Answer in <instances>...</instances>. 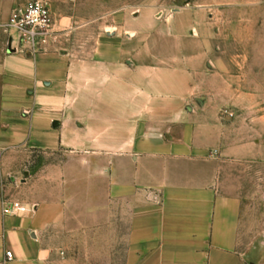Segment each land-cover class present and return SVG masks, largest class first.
<instances>
[{"label":"crops","instance_id":"obj_1","mask_svg":"<svg viewBox=\"0 0 264 264\" xmlns=\"http://www.w3.org/2000/svg\"><path fill=\"white\" fill-rule=\"evenodd\" d=\"M29 1L0 0V264H264L225 167L264 142L232 123L228 66L187 43L193 13L30 55L7 27Z\"/></svg>","mask_w":264,"mask_h":264},{"label":"rangeland","instance_id":"obj_2","mask_svg":"<svg viewBox=\"0 0 264 264\" xmlns=\"http://www.w3.org/2000/svg\"><path fill=\"white\" fill-rule=\"evenodd\" d=\"M43 1L73 49L93 48L96 36L113 33L114 19L124 12L131 17L134 30H141L160 27L175 12L190 11L192 26L186 34L190 48L198 55L208 54L217 66L226 64L230 88L245 97L243 106L229 108L234 114L232 123L245 139L259 137L264 142V0ZM139 16L146 23L138 22ZM149 43L156 48L155 38L146 37L134 40L133 48H147ZM225 167L228 183L244 197L247 230L263 239L264 159L232 161Z\"/></svg>","mask_w":264,"mask_h":264},{"label":"built area","instance_id":"obj_3","mask_svg":"<svg viewBox=\"0 0 264 264\" xmlns=\"http://www.w3.org/2000/svg\"><path fill=\"white\" fill-rule=\"evenodd\" d=\"M7 27L16 33L20 50L30 55L47 49L59 34L55 16L43 0H30L25 7H15ZM3 210L16 215L27 212L29 207L19 201H4ZM7 255L12 259L11 252Z\"/></svg>","mask_w":264,"mask_h":264}]
</instances>
